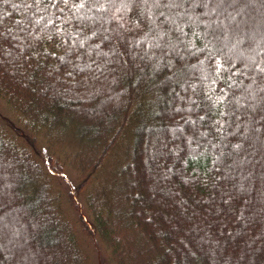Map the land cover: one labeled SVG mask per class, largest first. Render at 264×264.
<instances>
[{"label":"trees","instance_id":"obj_1","mask_svg":"<svg viewBox=\"0 0 264 264\" xmlns=\"http://www.w3.org/2000/svg\"><path fill=\"white\" fill-rule=\"evenodd\" d=\"M29 2L0 0V31L12 30L8 40L14 49L0 64V99L17 114L33 143L43 135L49 140L72 139L75 155L69 164L81 175L79 189L101 171L110 150L129 129L131 145L120 165L128 181L113 201L101 194V185L109 183L103 180L98 198L88 199L87 207L75 193L66 197L55 190L45 168L62 175L65 164L59 157L50 155L44 164L36 157L37 147L19 146L0 134V264H89L80 232L95 231L119 264H264V202L250 187L264 184V107L227 103L233 93L240 95L232 80L250 83L234 70L243 71L241 60L221 68L217 78L207 60L200 66L204 54L191 49L183 63L196 65L186 69L196 88L185 85L187 92L172 78L165 60L144 59L142 54L124 53L121 61L117 53L109 70L101 65L97 72L95 65L88 67L93 60L100 64L105 59L89 50L97 38L72 44L82 39L73 35L64 42L66 33L81 25L72 18L65 28L61 20L75 14L62 4L58 8L64 7L63 12L49 9L55 13L54 24L41 31L43 24L29 27L25 22L23 27L32 35L19 32L17 21L42 15L35 7H26ZM226 5L224 16L235 19L229 23L228 47L223 51L232 58L244 50L260 62L264 30L263 26L254 30L258 23L251 15L264 18V0H226ZM57 27L65 31H52ZM17 35L30 47H16ZM195 43L203 48L199 39ZM220 60L224 63L225 56ZM211 63L215 65L214 60ZM226 89L225 102L215 104V97ZM189 96L195 97L190 110ZM189 115L195 124L188 121ZM248 164L259 167L257 172H249ZM1 167L9 174L2 175ZM222 174L224 178L217 180ZM229 195L235 202L225 204ZM124 231L131 236L130 243L121 236Z\"/></svg>","mask_w":264,"mask_h":264},{"label":"snow or ice","instance_id":"obj_2","mask_svg":"<svg viewBox=\"0 0 264 264\" xmlns=\"http://www.w3.org/2000/svg\"><path fill=\"white\" fill-rule=\"evenodd\" d=\"M8 3V0H4ZM67 7L74 16L66 17L61 20V23L68 26V21L75 18L80 22V28L66 33L65 43H69L68 36L82 37L79 40H72V44H84L85 39L97 38V43L89 45V50L96 52L97 57L101 55L105 59L101 60L100 64H96L93 60L88 65H95L97 72L101 70V65L105 70L107 65L113 62V57L120 53V60H123V54L128 53L132 56H141L144 59H155L156 61L165 60L170 69H172V78L176 80L180 87L187 92L188 85L195 89L196 84L190 83L187 78L186 69L196 67V65H185L183 63L186 56L192 55L191 49L204 54L203 60L199 61L201 67L204 66V60L209 63L207 65L217 78L221 68L228 66L234 67L233 60L240 59L242 62L243 71L234 69L250 80V83L243 85L239 80H232V84L240 89V95L233 93L232 101H237V108L245 107L247 109H255L256 107H264V59L257 62L252 55H245L244 50H241L240 55L228 58L227 53L223 51L228 47L225 41L228 40L229 23L235 19L230 14L225 17L226 0H30L26 7H35L40 16L33 14L30 20L17 21L19 32H25L29 36L28 28L23 27L25 22L29 27L33 25L43 24L41 31L46 29L48 25L54 24L53 17L55 13L49 9H58L60 12ZM17 7L15 4L12 5ZM93 9H96L93 12ZM4 16L10 15L5 12ZM45 17H47L45 19ZM65 28H53L52 31L60 33L64 32ZM223 33V35H222ZM12 35V30L5 27L0 31V64L5 56H10L14 49L9 48L10 41L8 37ZM39 35V33H37ZM199 39L203 43V48L195 43ZM16 47L20 49L28 48L30 45L24 41V37L17 35L15 37ZM240 41L232 45L236 48ZM107 47L105 52L101 45ZM142 44H147V48L141 47ZM69 52L73 49L69 48ZM251 52V49H248ZM22 58V53H17ZM55 55V53H53ZM220 55L225 56V62L222 63ZM64 60V57H60ZM215 61V65L211 61ZM126 63V62H125ZM117 71L123 70L118 67ZM249 72L252 75H249ZM205 79H208L206 76ZM228 79L231 80V74ZM183 81V83H181ZM215 81L213 80L212 83ZM227 89L224 95L215 97V104L225 102ZM183 100L184 97H181ZM213 99V97H208ZM188 109L190 110L195 101L194 96L188 97ZM199 107V104H196ZM219 115V112L217 113ZM227 115V113H225ZM188 121L195 124L197 121L192 119V116L187 117ZM197 119L203 120V116H198ZM218 131H223L218 128ZM206 135L207 133H203ZM235 148H240V144L233 145ZM224 178L217 177V180ZM215 183V181H214ZM243 191H247L244 185L240 186ZM253 195L261 202H264V184L259 189L254 185L250 186ZM229 201L235 202V197L229 195L224 201L228 204ZM242 217L238 214V219Z\"/></svg>","mask_w":264,"mask_h":264},{"label":"rangeland","instance_id":"obj_3","mask_svg":"<svg viewBox=\"0 0 264 264\" xmlns=\"http://www.w3.org/2000/svg\"><path fill=\"white\" fill-rule=\"evenodd\" d=\"M262 9L263 8H261V10ZM251 16L254 17V19H256L258 23L257 27H255L254 30H258L259 26H263L264 30V18L262 19L260 15L256 16V14H252ZM0 134H2L3 137L8 141L15 142L19 146L27 148H33V146L37 147L35 149L36 157L40 162H43L44 164L50 155H53V157H59V159L65 164V171L62 173V175L60 174L56 176V173H54V171L50 170L48 167L45 168L47 174L53 179L55 190L62 192V194L66 197L67 193L70 191L75 193L76 196H78L77 199L81 203L87 205V207L88 199L98 198V195L100 193V183L103 180L104 182L108 180L109 183L105 182L101 185V194H105L107 197L113 198V201L118 197V195H120L121 191H124L123 186L124 183L128 181V179H126V176L124 174V166L120 165L121 162L126 159V153L131 145V134L129 129L126 134H123V138L119 145L117 143V145L112 148V150H110L107 158L103 162L101 171L97 172L95 176L93 175L90 180L84 181V186L81 189H79V185L82 181V179H80L81 175L77 170H74V168L70 167L69 164L70 160L74 159L73 156L75 155V151L73 149L74 144L71 142L72 139L70 137L67 139L54 137L50 138L49 140L43 135L37 138L36 144L33 143V140L31 139V137H29L28 133L24 128V125L20 121L17 114H15L11 110V108L1 99ZM1 168L3 169L1 171L2 175L5 174L6 176L9 174V171L6 168ZM247 168L249 169V172H257V169L259 167H257V169H253L251 168V164H248ZM66 197L65 200H67ZM65 206L68 213L76 219V214L70 204L66 202ZM115 223L113 224L116 227ZM93 226L96 230H98L97 224L95 222H93ZM78 227L80 228V226ZM121 236L124 238L125 243L126 241L127 243L131 242V236H128L127 232H122ZM80 240L82 248L88 256L89 264H119L118 260L113 255L111 247L101 237L98 231H95V233H93L92 235L80 232ZM127 246V248L131 247L130 244H127ZM61 252L63 254L64 250H62Z\"/></svg>","mask_w":264,"mask_h":264}]
</instances>
